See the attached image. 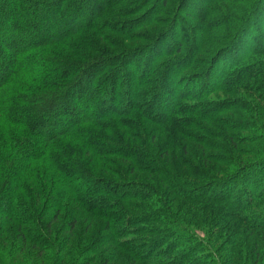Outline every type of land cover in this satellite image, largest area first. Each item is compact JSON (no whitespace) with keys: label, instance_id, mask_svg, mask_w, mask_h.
Segmentation results:
<instances>
[{"label":"trees","instance_id":"obj_1","mask_svg":"<svg viewBox=\"0 0 264 264\" xmlns=\"http://www.w3.org/2000/svg\"><path fill=\"white\" fill-rule=\"evenodd\" d=\"M257 1L233 19L225 18L223 7L214 13L219 19L210 25L220 33L212 44L204 42L213 46L205 65L216 61L232 35L248 28L249 17L259 12ZM95 2L0 0V235L28 243L37 260L49 252L48 264H91L95 248L103 247L105 257L110 245L123 264H264V38L213 83L202 68L207 85H200L201 93L191 86L197 76L183 75L193 60L172 67L190 54L183 42L175 44L177 59L160 55L128 78L120 65L141 49L129 50L125 41L149 44L162 29L136 31L150 24L135 27L128 21V29L115 27L121 40L110 43L104 37L115 21L106 16H132L143 7L138 0ZM177 2L162 0L160 6L170 14ZM20 8L48 9L63 28L47 34L51 25L39 27L41 19L34 17L23 32L28 40L20 45L13 34ZM69 13L79 16L65 21ZM74 34L77 47L96 55L50 50ZM104 41L108 47L99 44ZM221 41L226 43L216 54ZM42 48L47 51H38ZM187 79L190 84L184 85ZM170 86L181 92L171 95ZM54 116L68 122L56 119V126ZM237 130L249 135L239 137ZM70 208L102 226L97 235L91 232L93 239L88 233L65 248L80 221L93 226L71 215L70 238L52 239L53 224ZM10 248L0 254L9 259L25 249Z\"/></svg>","mask_w":264,"mask_h":264},{"label":"rangeland","instance_id":"obj_2","mask_svg":"<svg viewBox=\"0 0 264 264\" xmlns=\"http://www.w3.org/2000/svg\"><path fill=\"white\" fill-rule=\"evenodd\" d=\"M138 1H139L138 4L141 2L139 7H143L138 14L127 16V17H118V18L106 16L108 18L114 19L115 26L114 28L112 27L113 29L112 32L108 33V32L102 31L105 34L108 33V35L107 36L105 35L104 37V38L107 37L109 39L107 40L106 38L107 41H109L110 43L116 44L118 43V41L121 40L122 33L120 32L118 28H115V27L124 25V27L128 29L127 28L128 21H132L133 22L132 26H135V27L141 23L150 24L147 26L145 25L142 29L140 28L139 30H136V31H141V32L146 31V29L149 26H150L149 28L155 26L156 30L162 29V31L160 30L161 33L159 34L158 39L152 42L153 45L148 50H144L145 49L144 47L152 43L148 44V42H146L145 39L125 41V45L128 47L129 50L141 49V51L139 50V52L137 50L135 52H132V54L127 56L126 60L122 61L123 64L120 65L121 70H124L127 73H129L128 78H130L133 74L135 75L136 72L141 69V66H140L141 63H147L151 60L156 61V59L160 58V55H163L162 57L163 60L169 59L170 56L173 55L175 44L177 42H183L186 45V47H189L193 51L192 52L191 50L189 51L190 54H188V58H185L183 56L178 58V60H176L177 62H175L174 65H172V67L179 69L183 66V64L189 65V62L193 60L194 61L192 63L193 66L190 65L188 68H186L183 72V75H196L197 76L196 79L195 80L192 79V81L193 80L194 81L191 82V86L193 87L194 91H196L202 88V86L200 88V85H204L203 87H206L207 85V83L204 84L201 81L202 75L200 73L202 72V70L208 71V74L211 75L210 77L212 81L211 83H213L214 78L218 79L223 69L226 68L227 65H231V61L235 60L237 56H241L244 53H246L249 49H250L249 51H251V49L258 48L259 46L262 45V38H264V0H259L256 2L259 12H257V15L253 13L249 17L250 19L248 23L245 24V25H248V28H246L243 31H237L236 34L232 35V37H234V39H232V43L223 50L221 55H219L218 57L216 56V61L210 66L204 64V61H207L206 60L207 56L205 53L209 52L208 49L212 48L213 46L208 45L207 47V45H205L204 42L209 41L210 43L213 41V38L216 39V37L217 38L219 37V35L215 36V34L220 33V29L211 28L212 26L210 25L219 19L217 18V16L214 17V13H216V11L219 9L220 10L225 9L226 11L224 13L225 15H227L225 18L233 19L236 16H238V14L240 13L239 11H246L248 8H251L252 7L251 5L255 4L253 2L255 0H178V2L175 4V6L172 9V13L170 14H165V12L161 9L160 2L162 0H138ZM144 1L147 2L146 5ZM96 2L97 3L99 2V5H100L101 0H96ZM23 8H20L19 10L20 11L18 14L19 22L16 28L17 31L13 30L14 31L13 34H15L14 37L16 39L17 37L18 39H20V45H23L25 43V40H28V38H26L25 36L26 33L24 34L23 32L26 31L25 29L27 26L26 24L27 21L34 17L39 16L38 19H41L40 20L41 23L39 24L40 25L39 27H43L44 25H48V24L51 25V30L49 31L50 33L47 32V34H55L56 31L63 28V26L60 24V20H58V18L56 17V14L53 13L52 11H49L48 9L46 10L43 8H38V10L35 13H30V12L24 11ZM71 16L78 17L79 15L75 14V16H73L72 14L69 13V15H66L65 21H66V18L68 19ZM80 18H77V20H80ZM154 21H161L160 25H157V24L155 25ZM229 31H232V30L230 29ZM82 32L88 33V34L92 33L90 30H84ZM77 34L76 35L74 34L75 36L73 35L72 36L73 38H70V39H68V36H67L65 39H63L59 43L60 45L58 44L56 46H51L50 50L53 49L54 51L53 50L52 51L55 52V54L57 55L66 54L69 56L71 54H75V57H78V55H82L81 53H85L89 55L90 54L92 55L93 53L95 54V52L87 49L84 46L77 47V44H76L77 39H78ZM213 35L215 37H213ZM131 39H138V37H132ZM84 42H86V40H83V43ZM224 43L226 42L221 41L219 42V44H215V49H217L216 54L217 53L219 54V51H220L219 48ZM99 44L104 47H108L105 41L100 42ZM198 46L201 49V53L200 52L196 53V51L198 50ZM38 51H40L41 53L46 52L47 48H42ZM165 53L169 54V57L167 56V58H165L164 56ZM179 56L180 54H177L172 57L177 59V57ZM189 84H190L189 79H187L186 81L184 80V85H189ZM170 88L173 90L171 95L179 94L181 92L180 87L174 88L170 86ZM199 92L200 93L203 92L202 89ZM121 96L122 95H120L119 97L118 95L117 97H119L120 99ZM88 99L90 101V97ZM72 101H74V98L72 99ZM79 106L81 108L83 107V105H79ZM90 107H94L93 109H95L94 105H90ZM56 119L62 120V122H58L60 125H65L68 122L67 119L58 118V117L56 118L55 116L52 117V120L54 122L56 121ZM57 121L55 123L56 126L59 125ZM260 124L264 125V114H263V120L260 122ZM236 135L239 137H245V136H248L249 134H247V132L245 131L240 132L237 130ZM77 211H78L77 209H74V214H71L72 208H70L69 212L68 211L61 212V215L59 216L57 222L53 224L52 239H55L59 243L60 241H64L65 238H68V239L70 238L68 237L69 234L66 232V229H67L66 221L71 215L77 217V220L78 218L80 219L84 218L91 222L93 221L92 223L93 226H91L90 228H87L86 226L87 221H85L81 225V221L79 222L80 220L79 219L78 222L80 224L77 225L74 231L71 232V238H70V241H68L70 246L68 245L65 248L71 247V245L75 241L77 242L74 245L77 246L79 243V240H81L82 238L84 239L85 236L87 238L88 233H90L89 237L91 236L94 237L93 235L96 232L99 233L100 228L102 226V222L100 220L92 218L91 216L85 217V215L79 214V212ZM96 222H99L100 226L96 227L94 225V223L96 224ZM7 225H10V223H7ZM12 226H14V224H12ZM92 231L94 232L92 233L93 235L91 234ZM97 233L95 235H97ZM195 233L198 234L200 237H202L203 235L200 229H197ZM4 237L8 238V235L6 234L0 235V252H2L3 250L7 252L9 249H11L10 248L11 245H14V248L16 246H24L25 249H23V251L19 252L16 255L13 253L9 259H7L4 255L0 254V264H26V263L27 264H38V261L41 262L40 264H48V259L45 256H48L50 254L49 252L43 253L42 255L43 257L42 258L39 257V259L37 260L34 254H29L31 249L28 243L23 244L20 239L19 240L17 238L14 239L13 234H12V237H9L7 241L3 239ZM92 237L91 239H93ZM213 243L215 245L220 244L218 241H214ZM110 247H111L109 248L110 255L107 256V253L105 254V257L109 258L107 264H123V258L121 256V253L115 250L113 246L110 245ZM103 249H104L103 247L100 249L95 248V251H93L94 261L91 262V264H104V263L106 264L105 259L103 260V262L102 260H100V259L105 258ZM240 252H243L241 248L239 249L238 253ZM261 253L264 254L263 252ZM125 258L127 259V257ZM260 262L264 263V255L263 257L260 258ZM239 263L240 262H238V264ZM135 264H141V263L136 262Z\"/></svg>","mask_w":264,"mask_h":264}]
</instances>
